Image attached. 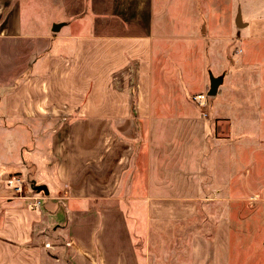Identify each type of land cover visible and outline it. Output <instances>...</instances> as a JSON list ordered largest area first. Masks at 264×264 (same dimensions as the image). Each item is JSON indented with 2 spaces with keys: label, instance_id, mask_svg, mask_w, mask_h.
I'll return each mask as SVG.
<instances>
[{
  "label": "crops",
  "instance_id": "0c3cea01",
  "mask_svg": "<svg viewBox=\"0 0 264 264\" xmlns=\"http://www.w3.org/2000/svg\"><path fill=\"white\" fill-rule=\"evenodd\" d=\"M237 6L0 0V264L152 263L155 224L183 222L202 202L205 139L188 83L220 44L264 64V0ZM232 148L218 159L231 189ZM9 174L30 181L40 206L14 195ZM205 245L194 238V264H225L218 243Z\"/></svg>",
  "mask_w": 264,
  "mask_h": 264
},
{
  "label": "rangeland",
  "instance_id": "374dc122",
  "mask_svg": "<svg viewBox=\"0 0 264 264\" xmlns=\"http://www.w3.org/2000/svg\"><path fill=\"white\" fill-rule=\"evenodd\" d=\"M238 11L234 14L235 26ZM50 15L51 19H63L61 13ZM62 31L69 32L70 27ZM209 51L208 70L188 81L193 86L186 96L203 125L205 145L198 166L204 182L202 190H197L202 202L196 214L183 222L155 224L158 236L151 245V264H194L198 259L191 248L194 238L205 246L218 243L220 260L225 264H264V122L260 124L264 116V64L257 53L241 58L239 44H220L216 51ZM211 75L222 79L217 94L212 96L208 94ZM199 93L206 94L205 106L195 99ZM227 144L234 150L229 163L234 172L233 189L222 183L227 169L218 161ZM24 178L30 188V181ZM132 223L137 231L138 225ZM203 250L205 257L206 248Z\"/></svg>",
  "mask_w": 264,
  "mask_h": 264
},
{
  "label": "built area",
  "instance_id": "2783aa9c",
  "mask_svg": "<svg viewBox=\"0 0 264 264\" xmlns=\"http://www.w3.org/2000/svg\"><path fill=\"white\" fill-rule=\"evenodd\" d=\"M196 101L202 105H206V94L199 93L195 96ZM7 186L14 192V195L18 197H22L24 199L29 200L30 206L38 207L41 204V197L32 195L29 193V188L27 187V183H29L22 175L13 174L7 176L4 179ZM31 187V183H30Z\"/></svg>",
  "mask_w": 264,
  "mask_h": 264
},
{
  "label": "water",
  "instance_id": "95a60500",
  "mask_svg": "<svg viewBox=\"0 0 264 264\" xmlns=\"http://www.w3.org/2000/svg\"><path fill=\"white\" fill-rule=\"evenodd\" d=\"M236 24L237 26L241 27L242 26V22H241V14L238 15L237 20H236ZM63 23L59 22V23H55L52 27V30L57 32L60 30V28L62 27ZM222 82V79L220 77L217 76H213L211 75L210 77V89L208 91L209 95H216L219 89V86ZM37 189L39 191H44L45 194H49L48 188L46 185H42V186H38Z\"/></svg>",
  "mask_w": 264,
  "mask_h": 264
}]
</instances>
